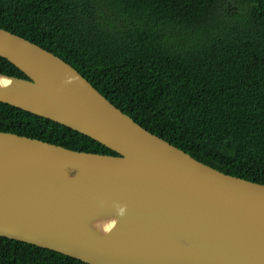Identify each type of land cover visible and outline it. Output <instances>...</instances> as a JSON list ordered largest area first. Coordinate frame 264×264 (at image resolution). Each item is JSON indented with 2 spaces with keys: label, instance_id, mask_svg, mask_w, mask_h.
<instances>
[{
  "label": "water",
  "instance_id": "water-1",
  "mask_svg": "<svg viewBox=\"0 0 264 264\" xmlns=\"http://www.w3.org/2000/svg\"><path fill=\"white\" fill-rule=\"evenodd\" d=\"M0 102L117 153L0 131V236L87 264H264V183L153 134L73 66L0 27Z\"/></svg>",
  "mask_w": 264,
  "mask_h": 264
},
{
  "label": "trees",
  "instance_id": "trees-1",
  "mask_svg": "<svg viewBox=\"0 0 264 264\" xmlns=\"http://www.w3.org/2000/svg\"><path fill=\"white\" fill-rule=\"evenodd\" d=\"M0 27L59 56L153 134L264 183V0H0ZM0 72L25 77L0 56ZM0 131L112 154L0 102ZM0 264H87L0 236Z\"/></svg>",
  "mask_w": 264,
  "mask_h": 264
},
{
  "label": "clouds",
  "instance_id": "clouds-1",
  "mask_svg": "<svg viewBox=\"0 0 264 264\" xmlns=\"http://www.w3.org/2000/svg\"><path fill=\"white\" fill-rule=\"evenodd\" d=\"M94 87V86H93ZM189 154V153H188Z\"/></svg>",
  "mask_w": 264,
  "mask_h": 264
}]
</instances>
